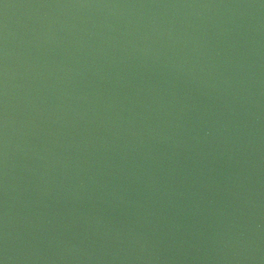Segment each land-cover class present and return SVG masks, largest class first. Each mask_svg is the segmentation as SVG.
Here are the masks:
<instances>
[{
  "label": "water",
  "instance_id": "95a60500",
  "mask_svg": "<svg viewBox=\"0 0 264 264\" xmlns=\"http://www.w3.org/2000/svg\"><path fill=\"white\" fill-rule=\"evenodd\" d=\"M0 264H264V0H0Z\"/></svg>",
  "mask_w": 264,
  "mask_h": 264
}]
</instances>
